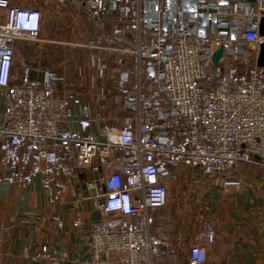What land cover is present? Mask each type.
<instances>
[{
	"label": "built area",
	"instance_id": "2783aa9c",
	"mask_svg": "<svg viewBox=\"0 0 264 264\" xmlns=\"http://www.w3.org/2000/svg\"><path fill=\"white\" fill-rule=\"evenodd\" d=\"M74 1L97 19L134 27L135 46L124 52L136 56V82L121 89L132 114L98 136L53 73L45 81L16 75L17 44L45 41L42 15L0 0V184L38 183L59 203L76 171L90 172L89 198L100 214L88 236L91 264H155L171 244L153 232V214L169 208L178 170L215 177L224 195L242 186L243 166L264 170V67L257 65L264 0ZM217 46L223 54L214 66ZM73 223L81 228L84 220L78 214ZM39 256L57 264L46 247ZM207 258L206 247L194 245L187 264Z\"/></svg>",
	"mask_w": 264,
	"mask_h": 264
},
{
	"label": "crops",
	"instance_id": "0c3cea01",
	"mask_svg": "<svg viewBox=\"0 0 264 264\" xmlns=\"http://www.w3.org/2000/svg\"><path fill=\"white\" fill-rule=\"evenodd\" d=\"M11 4L40 10L45 40L17 44L21 64H15V74L45 81L53 73L58 91L77 100L78 115L92 116L98 136L109 123L123 126L132 110L124 104L121 89L133 87L137 77L136 56L124 52L135 46L134 27L114 17L101 19L100 27L92 11L74 0H19L16 4L11 0ZM113 22L119 28L118 51L111 52L106 43L101 48L83 43L84 47H74L78 31L89 33L97 27L108 34ZM50 41L63 44L51 46ZM239 176L242 186L229 188L224 195L215 177L197 170L175 173L169 208L153 214V232L171 244L167 255L155 264H187L194 245L206 247L208 264H264V170L245 165ZM93 181L90 172L77 170L59 203H52L38 183L27 188L0 184V264H46L39 256L44 247L57 264H91L88 236L100 220L96 200L89 198ZM78 214L84 224L74 228ZM210 232L215 234L212 243Z\"/></svg>",
	"mask_w": 264,
	"mask_h": 264
},
{
	"label": "rangeland",
	"instance_id": "374dc122",
	"mask_svg": "<svg viewBox=\"0 0 264 264\" xmlns=\"http://www.w3.org/2000/svg\"><path fill=\"white\" fill-rule=\"evenodd\" d=\"M12 1L15 4L19 3V0H12ZM0 15L2 16L3 12H1ZM92 17H93L92 19L94 20L95 24L101 27L100 24L102 22L100 20L103 19V18L97 19L95 15L94 16L92 15ZM41 20H42V16H41ZM112 24H113L112 25V29H111V31L108 32V34L104 33L102 29H98L96 26H95L96 27L95 31L90 30L89 33H83L82 31H78L77 34L75 35V38H74V43L77 44V45L74 44V47L80 48L79 46H83L84 47L83 44H94L95 46L101 48L103 46H106V45H102L103 43H106L108 45V47L110 48L109 50L111 52L112 51H118L120 46L116 45L115 43H117V40H118V33H119L118 30H119V28L117 26V23L114 24V22H113ZM87 41H89V43H86ZM37 53L38 52H36V54ZM36 54H33L34 57H37ZM131 55H133V54H131ZM20 58H21L20 56H16V66L21 64V62H20L21 59ZM29 60L33 61V60H36V59L33 58V60L32 59H29ZM104 67H107V66H104Z\"/></svg>",
	"mask_w": 264,
	"mask_h": 264
},
{
	"label": "water",
	"instance_id": "95a60500",
	"mask_svg": "<svg viewBox=\"0 0 264 264\" xmlns=\"http://www.w3.org/2000/svg\"><path fill=\"white\" fill-rule=\"evenodd\" d=\"M259 34L261 36H264V17H262L259 21ZM223 54V48L222 46H217L213 50L212 54V63L214 66H217L219 59L221 58ZM257 65L259 67H264V42L260 45L258 56H257ZM251 155L256 156L253 153H250ZM256 158H259L256 156Z\"/></svg>",
	"mask_w": 264,
	"mask_h": 264
}]
</instances>
